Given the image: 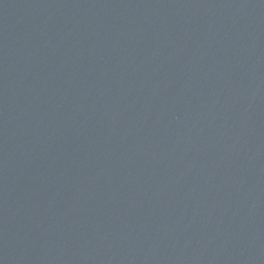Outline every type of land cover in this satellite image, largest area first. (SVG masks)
Here are the masks:
<instances>
[{"label": "water", "instance_id": "obj_1", "mask_svg": "<svg viewBox=\"0 0 264 264\" xmlns=\"http://www.w3.org/2000/svg\"><path fill=\"white\" fill-rule=\"evenodd\" d=\"M0 264H264V0H0Z\"/></svg>", "mask_w": 264, "mask_h": 264}]
</instances>
